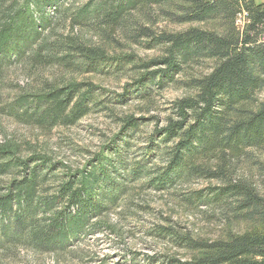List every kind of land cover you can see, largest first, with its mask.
<instances>
[{
  "label": "trees",
  "instance_id": "1",
  "mask_svg": "<svg viewBox=\"0 0 264 264\" xmlns=\"http://www.w3.org/2000/svg\"><path fill=\"white\" fill-rule=\"evenodd\" d=\"M173 1L0 0V116L43 132L73 126L127 95L103 97L89 82L61 84L62 72L138 73L130 93L148 99L151 91L176 82L186 66L215 63L209 74L180 83L194 95L175 101L165 125L154 130L150 139L156 140H150L148 151L158 165L127 162L129 139L138 126L131 116L116 119L122 131L107 146L109 155L96 158L86 171L68 169L58 175L65 167L47 154L24 155L22 143H0V179H5L0 181V264L22 250L63 253L81 235L99 228L100 222L91 221L102 220L129 194L127 183L141 179L146 180L141 189L157 191L182 181H216V186L186 190L183 201L217 208L227 222L252 226L213 241L156 226L146 233L192 257L157 256L151 258L155 264H264V194L234 169L252 150L264 147V99L255 110L242 107L264 90V2L179 0L172 10ZM159 16L178 25L217 22L220 30L156 33ZM82 31L97 35L99 44ZM120 41L159 54L145 60L133 53H108L106 45ZM13 66L22 68L31 86H17L16 93L5 95L1 83ZM215 155L213 168L203 164ZM259 168L264 187V166Z\"/></svg>",
  "mask_w": 264,
  "mask_h": 264
},
{
  "label": "rangeland",
  "instance_id": "2",
  "mask_svg": "<svg viewBox=\"0 0 264 264\" xmlns=\"http://www.w3.org/2000/svg\"><path fill=\"white\" fill-rule=\"evenodd\" d=\"M68 4H78L84 0H65ZM261 2L264 0H255ZM181 4L179 0L173 1ZM175 4V5H174ZM53 9L49 11L52 15ZM197 27L204 30L219 31L217 22L201 24H174L162 16L157 17L153 29L156 33L181 32L188 28ZM86 38H91L99 44L97 35L93 32L82 31ZM108 53L123 55L133 53L138 58L149 60L158 56V50L147 51L131 46L124 41L119 45H106ZM215 63L204 60L186 66L182 73L175 77L174 83L164 89L151 91L148 99H141L131 95L132 83L138 73L125 71L115 76L96 74H69L62 72L58 76L59 82H89L99 88L103 94L112 99H118L123 94L126 98L121 102L105 103L106 109L90 113L78 123L66 128H56L50 132H43L32 126L13 121L0 116V143L13 140L22 143L24 155L32 151L47 154L51 162L61 164L65 169L59 171L87 170L96 158L108 156V148L112 141L120 135L121 123L116 119L131 116L137 119L138 126L129 139L126 160L130 164L144 163L145 166L160 164L156 156L149 153L150 139L155 129L165 125L166 118L171 115V106L178 99L194 95V91L181 86V82L193 78H201L209 74ZM49 69L48 73L52 71ZM56 73V74H57ZM58 75V74H57ZM5 95L18 91L17 86H31L22 68L13 66L4 73L1 83ZM34 84L32 83V86ZM264 99V90L255 95L252 102L242 107L255 110ZM153 145V143H152ZM92 162V163H91ZM218 163V155L209 157L203 164L212 167ZM259 165L264 166V147L251 151L248 160L235 166L237 177L254 182L264 194L262 176ZM61 168V167H60ZM5 180L1 178L0 181ZM145 179L127 183L129 194L118 201V205L107 213L102 220L93 219L92 224H99V228L86 235H81L70 243L67 250L59 255L36 254L22 250L14 259L5 264H155L151 258L170 256L182 260L192 257L190 253L172 248L165 241L155 239L146 231L156 226H173L175 229L190 232L195 238L204 240H222L229 234L243 233L249 230L250 224L227 222L217 208L205 206L192 207L183 201L186 190H197L216 186V181H182L170 190L157 191L152 188L141 189L140 184Z\"/></svg>",
  "mask_w": 264,
  "mask_h": 264
},
{
  "label": "crops",
  "instance_id": "3",
  "mask_svg": "<svg viewBox=\"0 0 264 264\" xmlns=\"http://www.w3.org/2000/svg\"><path fill=\"white\" fill-rule=\"evenodd\" d=\"M261 2H264V1H261Z\"/></svg>",
  "mask_w": 264,
  "mask_h": 264
},
{
  "label": "built area",
  "instance_id": "4",
  "mask_svg": "<svg viewBox=\"0 0 264 264\" xmlns=\"http://www.w3.org/2000/svg\"><path fill=\"white\" fill-rule=\"evenodd\" d=\"M240 22V21H239Z\"/></svg>",
  "mask_w": 264,
  "mask_h": 264
}]
</instances>
